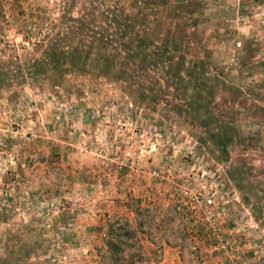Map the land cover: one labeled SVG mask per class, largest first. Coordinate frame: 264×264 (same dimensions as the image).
Masks as SVG:
<instances>
[{
  "label": "rangeland",
  "instance_id": "374dc122",
  "mask_svg": "<svg viewBox=\"0 0 264 264\" xmlns=\"http://www.w3.org/2000/svg\"><path fill=\"white\" fill-rule=\"evenodd\" d=\"M187 186L259 264L264 0H0V264H201Z\"/></svg>",
  "mask_w": 264,
  "mask_h": 264
},
{
  "label": "built area",
  "instance_id": "2783aa9c",
  "mask_svg": "<svg viewBox=\"0 0 264 264\" xmlns=\"http://www.w3.org/2000/svg\"><path fill=\"white\" fill-rule=\"evenodd\" d=\"M237 44L240 45L241 42L237 41ZM151 175L161 178L158 168L153 169ZM174 206L183 221L199 224L207 229L206 236L210 240L206 245L201 246L200 242L195 240V237H199L196 231L190 244L191 251L196 254L201 264H249L241 253L236 239L231 235L234 227L226 225L228 222L234 221L239 228V221L244 218V216H240L238 220L236 219L233 199L223 196L215 197V191L193 192L187 186L182 190V198L176 199ZM258 245L260 254H264V248L262 245ZM218 253H222L225 257L222 263L216 259ZM259 264H264V259Z\"/></svg>",
  "mask_w": 264,
  "mask_h": 264
}]
</instances>
